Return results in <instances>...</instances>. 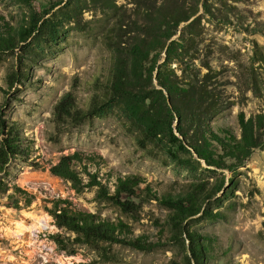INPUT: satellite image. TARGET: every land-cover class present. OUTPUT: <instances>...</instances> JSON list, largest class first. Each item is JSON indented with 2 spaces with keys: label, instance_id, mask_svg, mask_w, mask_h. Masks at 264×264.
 <instances>
[{
  "label": "rangeland",
  "instance_id": "rangeland-1",
  "mask_svg": "<svg viewBox=\"0 0 264 264\" xmlns=\"http://www.w3.org/2000/svg\"><path fill=\"white\" fill-rule=\"evenodd\" d=\"M154 1L152 6L162 10L177 4L189 18L171 29L151 74L143 72L134 85L159 88L157 72L182 85L204 83L219 105L206 121L213 130L229 126L238 135L239 111L246 116L264 112V0ZM115 3L114 15L93 8L89 0H0V13L20 37L15 49L0 53V102L6 103V117L20 123L24 137L22 153L0 172V264L184 263L188 243L185 240L183 246L170 238L168 208L156 200L143 201L138 215L132 216L116 204L96 199L94 186L75 189L70 180L49 170L75 151L82 158L70 166L83 182L85 171H90L111 188L116 175L127 173L140 175L144 181L140 187L147 183L159 193L182 191L190 181L212 189L222 185L207 201L213 216L198 214L185 221L186 227L208 237L203 264H264V147L256 148L234 170L209 165L181 149L173 156L167 133L140 139L121 99L102 115L79 122L54 121L53 105L74 77L81 107L88 106L94 91L102 90L93 86L95 81H110L119 57L111 40L121 29L132 28L125 21L119 28L118 17L133 18L146 7L154 9L148 0ZM41 11L47 25L29 30L31 17ZM171 39L177 43L170 57L165 49ZM12 69L21 74L9 87L5 76ZM148 94L145 105L161 102L155 91ZM175 123L176 119L173 130ZM57 199L68 200L75 209L123 219L133 235L155 245L140 249L116 242L73 241L75 233L58 227L49 211ZM55 233L64 239V248L53 239Z\"/></svg>",
  "mask_w": 264,
  "mask_h": 264
},
{
  "label": "trees",
  "instance_id": "trees-1",
  "mask_svg": "<svg viewBox=\"0 0 264 264\" xmlns=\"http://www.w3.org/2000/svg\"><path fill=\"white\" fill-rule=\"evenodd\" d=\"M89 2L93 8L105 14L118 12L115 0H89ZM136 2L146 4V0H136ZM154 2L148 0L151 6ZM43 17L42 11L34 13L30 19L29 30L34 31L40 26L47 25L48 19ZM126 17L119 16L116 24L122 28L121 23L125 21L127 25L132 24V28L121 29L115 39L111 40V45L118 52L119 57L110 81L107 84L95 81L93 86L103 87L102 90L94 91L88 106L81 107L78 105L74 90L79 81L74 77L70 88L64 91L53 105L52 115L56 123L79 122L89 116L105 114L113 102L121 99L125 103L124 113L132 119V123L142 134L140 139L151 140L167 133L173 156H177V150L181 149L194 153L209 165L234 170L235 167L242 165L256 148L264 147L263 111L250 113L247 116L244 111H239L237 121L240 131L237 135L229 126H220L217 130H213L206 121V117L214 114L219 105L211 89L204 83L187 82L184 83L186 85H182L170 79L168 75L161 77V73L157 72L159 88L148 89L134 85V79L143 72L151 74L161 50L165 47V41L174 32L171 29H175L179 22L187 20L189 14H185L183 9L175 4L171 10L170 5L163 10L146 7L140 13L136 12L135 17L129 15ZM30 32L25 33L21 37L22 40ZM49 38H52V35H49ZM19 40L15 26L0 13V53L15 49ZM175 43L176 40H170V44L165 49L166 56H169V51L170 57L176 51ZM20 74L18 69L8 71L5 76L7 85L11 87ZM150 90L155 91L159 96L160 103L145 105ZM5 109L6 103L1 101L0 172L12 158L19 156L24 148L21 125L17 120H9ZM174 119H176L174 130L177 133L172 127ZM81 158L79 151L63 155L57 163L49 166V170L70 180L75 189L94 186L96 199L116 204L123 212L132 216L138 215L141 202L156 200L160 205L168 208L166 221L170 225V238L178 240L183 246L185 240L188 243L183 264H203L208 237L186 227L185 221L198 214L213 216L212 211L208 209L207 201L222 188V185L212 189L201 181H190L182 191L159 193L147 183L140 187V183H144L140 175L127 173L116 175L111 188L107 183L102 182L96 173L90 171H85L87 181L83 182L75 167L70 166L71 163L81 161ZM228 158L232 161L229 162ZM123 194L135 196L138 201L125 198ZM64 201L65 204L57 207L59 202ZM49 211L58 227H64L75 233L72 237L73 241L91 245H96L99 241L116 242L140 249H149L155 245V242L142 235H133L131 225L123 219H113L97 212L72 208L66 199L55 200L53 208ZM52 237L61 248L65 247L66 243L60 233H55Z\"/></svg>",
  "mask_w": 264,
  "mask_h": 264
},
{
  "label": "water",
  "instance_id": "water-1",
  "mask_svg": "<svg viewBox=\"0 0 264 264\" xmlns=\"http://www.w3.org/2000/svg\"><path fill=\"white\" fill-rule=\"evenodd\" d=\"M176 124V123H175ZM176 131V130H175Z\"/></svg>",
  "mask_w": 264,
  "mask_h": 264
}]
</instances>
